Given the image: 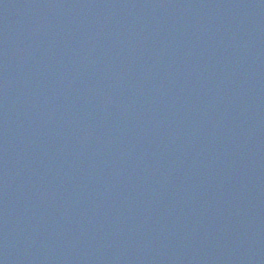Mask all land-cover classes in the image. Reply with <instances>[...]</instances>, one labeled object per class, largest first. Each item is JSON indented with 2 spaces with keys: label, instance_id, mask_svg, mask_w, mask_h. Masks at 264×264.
<instances>
[{
  "label": "water",
  "instance_id": "water-1",
  "mask_svg": "<svg viewBox=\"0 0 264 264\" xmlns=\"http://www.w3.org/2000/svg\"><path fill=\"white\" fill-rule=\"evenodd\" d=\"M0 264H264V0H0Z\"/></svg>",
  "mask_w": 264,
  "mask_h": 264
}]
</instances>
